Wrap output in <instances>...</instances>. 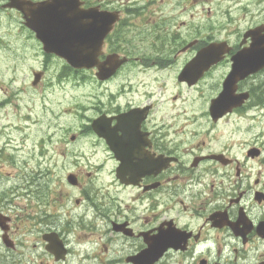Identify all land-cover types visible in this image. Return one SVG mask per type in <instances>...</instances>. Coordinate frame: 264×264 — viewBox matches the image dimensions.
Listing matches in <instances>:
<instances>
[{
    "label": "flooded vegetation",
    "instance_id": "obj_1",
    "mask_svg": "<svg viewBox=\"0 0 264 264\" xmlns=\"http://www.w3.org/2000/svg\"><path fill=\"white\" fill-rule=\"evenodd\" d=\"M199 1L0 0V14L26 32L21 46L44 56L32 69L34 91L51 60L60 62L59 78L89 73L100 88L94 117L66 139L73 148L39 151L37 176L0 193V264H264V69L237 83L235 94H248L241 105L212 111L233 57L251 43L245 33L258 24L236 39L199 28L178 38ZM50 24L64 30L45 37L99 66L76 69L48 52L38 30ZM145 27L155 36L138 45L134 29ZM212 44L227 51L198 80L197 63L190 81L181 80ZM113 57L125 62L104 78ZM129 66L147 78L170 76L157 99L143 78L111 88ZM212 76L216 90L201 113L184 92ZM13 97L5 93L0 106Z\"/></svg>",
    "mask_w": 264,
    "mask_h": 264
},
{
    "label": "rangeland",
    "instance_id": "obj_2",
    "mask_svg": "<svg viewBox=\"0 0 264 264\" xmlns=\"http://www.w3.org/2000/svg\"><path fill=\"white\" fill-rule=\"evenodd\" d=\"M199 4L198 9L194 7L192 10L194 17H191L192 12H188V18L183 16L185 23L181 25L178 38L182 34L184 37L188 31L195 35L199 28L201 33L205 32L203 35L214 32L219 38L236 39L251 24L264 23V0H200ZM153 32L154 28H135L134 33L139 37L136 43L147 44L155 36ZM25 35L26 32L20 28L15 17L0 14V101L5 93L16 96L12 104L0 106V193L8 191L9 195L19 184L27 183L30 176H37L38 170L34 165L36 153L40 151L47 154V148H73L72 145L66 146V139L72 133L80 132L89 119L94 117V106L100 90L95 76L89 73L59 78L53 69L60 67V62L51 60L45 84L34 91L31 87L34 79L32 69L41 68L45 59L40 50L36 52L34 45L31 48L21 46L23 42L20 37ZM137 69L129 66L111 88L117 89V84L128 79L138 83L143 78L153 84L152 91L157 99L161 93V83H167L170 76L150 74V78H147L143 74H136ZM218 77L212 76L198 88L184 92L185 98L195 99L201 113L216 90L214 82ZM262 79L264 82V74ZM167 85L168 91L173 90V87ZM28 112L31 113L30 119L26 118ZM261 116L264 127V108ZM56 158H59L55 169L58 181L62 157Z\"/></svg>",
    "mask_w": 264,
    "mask_h": 264
},
{
    "label": "water",
    "instance_id": "obj_3",
    "mask_svg": "<svg viewBox=\"0 0 264 264\" xmlns=\"http://www.w3.org/2000/svg\"><path fill=\"white\" fill-rule=\"evenodd\" d=\"M63 30L64 27H54L51 24L48 26H42L38 30L40 36L43 38L46 50L48 52H56L57 54L64 56L67 61L76 68H91L94 66H99L98 61L94 58H81V56L72 57L71 55L67 54L64 48L58 47L63 45L64 41H59L54 37H45L54 35L53 32H61ZM249 36L252 38L251 45L239 51L233 57V69L226 78L223 92L218 98L214 100V104L212 106L213 114L215 112L214 110H221V114H224L239 104L236 102L238 99H241V101L244 100L246 94L238 96L235 94L237 83L250 74L256 73L264 68V23L245 34L246 38ZM80 46H82V44ZM226 51L227 50L215 44L201 50L197 58L186 66L180 75V79L189 80L191 76L190 74L195 71L191 66L197 63L194 78L195 80H198L212 64L217 62L222 57V54ZM123 62L124 60L119 61L116 57L108 59L106 62H104V78L111 76ZM95 124L96 121L94 122V126Z\"/></svg>",
    "mask_w": 264,
    "mask_h": 264
}]
</instances>
